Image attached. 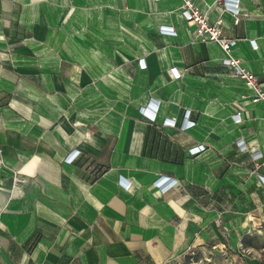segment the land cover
Listing matches in <instances>:
<instances>
[{
	"label": "crops",
	"instance_id": "0c3cea01",
	"mask_svg": "<svg viewBox=\"0 0 264 264\" xmlns=\"http://www.w3.org/2000/svg\"><path fill=\"white\" fill-rule=\"evenodd\" d=\"M193 1L264 83V0ZM182 2L0 0V264L214 262L264 230V103Z\"/></svg>",
	"mask_w": 264,
	"mask_h": 264
},
{
	"label": "built area",
	"instance_id": "2783aa9c",
	"mask_svg": "<svg viewBox=\"0 0 264 264\" xmlns=\"http://www.w3.org/2000/svg\"><path fill=\"white\" fill-rule=\"evenodd\" d=\"M219 2H222L223 8L232 14L233 19L235 20V23H239L241 20V17H247L249 13H245L241 10L238 3L235 1H228V0H218ZM181 13L184 19L189 23L192 24L195 27V36L197 38L202 39L203 41H213V42H219L224 52H226V57L222 59V63L225 65L230 66L234 70V74L238 77L242 78L243 81L247 84V86H250L254 90V94L252 96V100L254 102H262L264 103V83H262L260 77L255 74L253 71L248 70L246 67H243L241 64V59L238 57H235L231 55V49L232 47L237 43L236 38H226L222 35V26L224 23V20L222 16H218L215 21L210 20V16L207 10H203L199 5H197L193 0H183L182 2V8ZM163 31H171L168 28L163 29ZM254 46L256 47L255 42L253 41ZM176 75L179 76L180 73L176 71ZM158 106L155 104H151L147 109H143L144 113L148 115L149 117L154 118L155 115V109H157ZM235 122L241 123L242 122V116H240L239 112L234 113L233 115ZM194 122L187 117L183 127H187L189 125H192ZM175 125V120H168L167 125ZM205 148V145H196L189 148V153L194 155L202 152ZM237 148H239L240 151H250L247 144H245L244 141H238L237 142ZM81 153L79 150L74 151V154L70 157H67L66 160L69 163L75 162L76 159L80 157ZM251 157L252 160H254L257 165H259V160L263 159V153L259 150L251 151ZM259 178L262 180V184L264 185V176L259 175ZM119 183L124 185L126 189H129L132 185L130 181L125 179L121 176ZM155 187H159L162 193H166L170 191L174 186H177L179 184L178 179L173 176L168 175H160L155 179L153 182Z\"/></svg>",
	"mask_w": 264,
	"mask_h": 264
},
{
	"label": "rangeland",
	"instance_id": "374dc122",
	"mask_svg": "<svg viewBox=\"0 0 264 264\" xmlns=\"http://www.w3.org/2000/svg\"><path fill=\"white\" fill-rule=\"evenodd\" d=\"M250 234V233H249ZM249 246L241 247L240 252H230L227 250L226 255L220 259H215V264H264V230L262 232H253L247 239ZM193 258L190 264H200L201 260H207L204 254L192 251ZM225 256V257H224ZM201 259L199 260V258ZM198 258V261L195 259Z\"/></svg>",
	"mask_w": 264,
	"mask_h": 264
},
{
	"label": "trees",
	"instance_id": "16d2710c",
	"mask_svg": "<svg viewBox=\"0 0 264 264\" xmlns=\"http://www.w3.org/2000/svg\"><path fill=\"white\" fill-rule=\"evenodd\" d=\"M192 251H197L198 253H202V251L200 249H195V250H191L189 253H187L180 261H178V264H190L191 263V259L193 258V254ZM201 259V257L199 258V260ZM195 261H198V258L195 259ZM202 263L200 264H214L213 261H209V260H201Z\"/></svg>",
	"mask_w": 264,
	"mask_h": 264
}]
</instances>
